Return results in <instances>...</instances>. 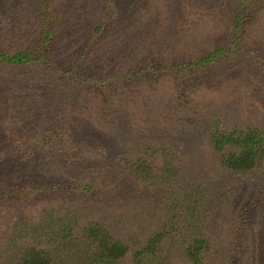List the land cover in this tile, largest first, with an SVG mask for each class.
I'll return each mask as SVG.
<instances>
[{
  "label": "rangeland",
  "instance_id": "rangeland-1",
  "mask_svg": "<svg viewBox=\"0 0 264 264\" xmlns=\"http://www.w3.org/2000/svg\"><path fill=\"white\" fill-rule=\"evenodd\" d=\"M242 6L243 44L234 38ZM43 29L53 35L49 50L57 51L46 53L48 72L35 63L0 65V250L17 223L37 222L43 210L59 204L106 216L132 232L133 221L146 229L145 216L137 218L141 206L125 211L126 202L110 197L109 189L123 178V154L143 156L152 146L161 148L159 167L175 168L178 155L180 182L208 192L209 264L228 261L239 243H258L253 264H264V169L234 177L218 167L208 144L215 119L224 127L264 130V0H0V53L27 46ZM230 47L234 55L190 68L195 54ZM85 52L90 68L108 62L130 74L106 78L105 86L94 80L77 86L72 73L59 70L78 65ZM148 52L171 63L159 64L172 72L153 75L138 64ZM149 58L157 68L159 58ZM54 130L68 131L80 158L49 154L44 138ZM158 183L160 193L167 184ZM85 184L92 186L89 193L76 189ZM171 264L190 262L172 251Z\"/></svg>",
  "mask_w": 264,
  "mask_h": 264
},
{
  "label": "trees",
  "instance_id": "trees-1",
  "mask_svg": "<svg viewBox=\"0 0 264 264\" xmlns=\"http://www.w3.org/2000/svg\"><path fill=\"white\" fill-rule=\"evenodd\" d=\"M44 3H38V6ZM242 7L234 17L235 42L241 44L245 28V8ZM41 16L45 19L48 17L45 9ZM99 31L100 27L95 29V33ZM52 36L50 31L43 29L39 36L29 38L27 46L18 43L12 52L5 50L0 53V65L20 68L35 63L34 65L41 64L44 71L48 72L49 58L46 53L57 52L56 49L50 51L52 43L54 44ZM22 38L24 40V36ZM233 49L234 47L218 48L206 52L203 57L197 53L194 55L196 60L191 59L190 68L216 64L225 56L234 55ZM86 54L85 52L79 57L78 65L72 64L69 69L59 70L72 73L75 80L73 82L77 86L86 87L90 80L103 82L105 86L106 78L111 82L119 72L130 74L126 67L123 72L112 68L108 62H104L102 67L97 63L96 67L90 68L85 64ZM145 56L143 63L138 64H144V68L153 75H158L161 71L172 72L168 67H161L162 64L171 63L162 59L160 54L155 56V53L148 52ZM149 57L159 58L158 69L153 67L155 59ZM174 59L178 60L177 57ZM178 66L179 64L172 67ZM101 70L106 74L101 75ZM134 72L144 71L137 69ZM182 86L180 84L181 88ZM56 138L63 140L60 143ZM44 140L52 157H57V153L63 151L69 155L76 152L77 158L81 157V152L75 147L67 130L49 131ZM208 140L216 164L232 176L247 178L264 169V130L224 127L220 119H215L210 125ZM152 148L146 147L147 152H143V156L133 155L127 150L128 154H123L125 156L121 158L120 164L123 178L114 179V186L109 189L110 197H116L118 203L126 202L125 211H129L131 205L141 206L142 212L137 218L145 216L146 229L143 222L139 225L133 221L131 223L136 225L137 230L132 232L130 229L115 227L107 221L106 216L97 217L92 211L70 204H59L43 210L41 219L37 222L21 220L16 224L0 250V264H124L128 261L130 264H171L172 251L178 252L190 264H209L214 244L209 223L212 213L206 207L208 192L199 183L195 182L194 187L187 188L186 184L180 182L178 177L182 171V159L178 155L174 156L175 168L159 167L156 156L161 153V148ZM161 181L167 185L158 193V182ZM76 189L89 193L92 186L85 184ZM112 204L118 208L116 202L113 201ZM154 205L156 211L147 209ZM244 245L236 244L232 250L233 257L222 264H253L261 247L258 243ZM244 258L247 261L241 263Z\"/></svg>",
  "mask_w": 264,
  "mask_h": 264
}]
</instances>
